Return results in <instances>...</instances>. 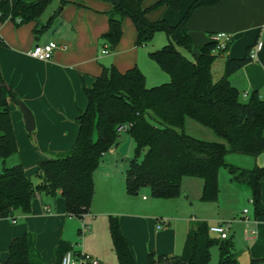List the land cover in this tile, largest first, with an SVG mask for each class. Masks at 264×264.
Wrapping results in <instances>:
<instances>
[{"label":"trees","instance_id":"16d2710c","mask_svg":"<svg viewBox=\"0 0 264 264\" xmlns=\"http://www.w3.org/2000/svg\"><path fill=\"white\" fill-rule=\"evenodd\" d=\"M66 0H61L64 3ZM144 0H115L107 11L108 28L102 33L103 44L114 50L122 36V19L128 17L136 31L135 44L149 42L164 32L167 42L148 52L169 79L147 86L145 75L137 65L119 71L114 65L102 66L91 86L83 85L86 106L76 117L78 126L71 148L53 152L37 164L34 183L22 164L4 166L0 172V216H11L15 210L28 213L34 196L54 197L59 190L69 216L82 218L89 211L94 194V171L103 155L122 140L117 128L127 124L124 132L134 143V155L124 172L129 195L148 188L155 198H176L181 193L184 176L203 179L201 200L216 201L219 193L218 171L225 168L231 180L246 185L256 217L263 214L260 181L264 165L240 167L226 161L229 152L258 155L264 151V96L253 90L245 100L230 83L228 76L251 61L248 47L243 57H228L223 73L212 74L216 57L211 41L194 47L186 29L192 12L201 6H212L220 0H193L175 24L165 18L149 20L146 13L165 5L178 9L181 0H157L148 7ZM51 0H0V22L15 26L34 22ZM17 18L20 21H17ZM4 43L0 37V45ZM179 48L189 51L188 58ZM9 100L18 101L15 91L4 81L0 71V158L5 160L17 151L10 117ZM210 128L223 139L204 140L184 129L186 119ZM110 238L118 264H137L122 234L118 219L108 216ZM208 223L195 222L189 229L182 252L167 257L148 253L145 264H211ZM218 259L214 264H238L232 236L217 238ZM71 244L60 241L55 248L56 260L47 262L35 247V235L25 232L11 239L8 256L0 264H59ZM249 264H264V256L251 258Z\"/></svg>","mask_w":264,"mask_h":264},{"label":"crops","instance_id":"0c3cea01","mask_svg":"<svg viewBox=\"0 0 264 264\" xmlns=\"http://www.w3.org/2000/svg\"><path fill=\"white\" fill-rule=\"evenodd\" d=\"M114 1L66 0L62 3L61 0H52L54 4L44 20L40 17L37 30H34V22L19 26L9 20L0 22V37L4 41L0 45L2 77L18 99L30 108L35 122L34 129L27 131L17 102L9 100L17 151L2 162L4 164L11 158L9 165L22 164L34 183L37 182L35 171L40 160L49 153L65 152L72 146L78 129L76 117L86 106L83 85L91 86L102 66L114 65L123 72L138 65L143 72L137 61L138 49L134 46L136 31L128 17L122 19V36L112 53L110 50L101 53V49L107 47L101 39L108 28L106 13ZM155 1L144 0L143 6L148 7ZM192 1L181 0L178 9L168 6L151 9L146 17L152 21L162 17L175 24ZM186 29L196 48L210 41L212 33L226 32L232 36L224 54L218 55L213 63L212 74L215 66L216 79L222 75L228 57H243L248 47L260 40L262 46L256 57L231 73L228 79L239 91L241 100L245 92L249 95L253 90L264 96V0H220L212 6L198 7L188 18ZM48 40H54L66 48H56L49 60H38L27 54L35 44ZM126 138L124 135L121 143ZM132 144L131 139L129 147ZM118 146L110 150H117ZM249 156L253 159H249L246 167L264 165V151ZM236 164L243 165L239 162ZM110 165L107 161H101L94 171L92 202L82 218L67 214L59 190L54 197L45 194L34 196L28 213L15 210L11 216L0 217V260L7 258L12 238L31 232L35 235L36 249L47 262H55V248L60 241H64L75 250H82L97 258L100 264H114L117 256L109 233V215L117 217L137 264H145L150 252L167 257L180 254L192 222L197 219L190 214L186 201L190 196L199 199L203 179L184 176L181 193L176 198L152 197L146 187L136 195H129L125 189L124 173L115 175ZM223 170L218 171L219 193L217 200L213 201L219 213L210 219L228 221L233 217V206L246 200L250 190L246 185L231 180L226 169ZM260 187L264 206V177ZM139 194L142 199L137 198ZM76 221H80L79 227L81 221L88 226L80 240L74 235ZM98 227L102 228V233L107 230L103 244L93 239ZM231 227L230 222L228 236L233 237ZM245 229L256 230V233L249 239L244 236L247 245L241 250V264H249L251 258L264 256V212L248 222ZM79 232L80 228H77L78 237ZM237 255L239 264V253Z\"/></svg>","mask_w":264,"mask_h":264},{"label":"rangeland","instance_id":"374dc122","mask_svg":"<svg viewBox=\"0 0 264 264\" xmlns=\"http://www.w3.org/2000/svg\"><path fill=\"white\" fill-rule=\"evenodd\" d=\"M53 4H54V2H52V3L50 2L49 5L46 7L45 12L41 16V18L43 20L45 19L46 13L49 11L50 7ZM162 6H165V5H162ZM159 7H161V6H159ZM159 7L153 8L152 10H156ZM166 42H167V38H166L164 32H162V31L156 32L153 35L152 39L144 45H140V46L136 45L135 39H134V46L138 49L137 61L139 63V66H141L144 74L145 75L147 74L146 76H147V86L148 87L166 82L169 78L168 75L165 72H163L159 68L157 63L152 58H150V56L148 55L149 51L161 48ZM179 50L183 54H185L188 58L193 59V56L189 51H187L183 48H179ZM224 52L225 51H222L221 53H219V56L220 55L222 56L224 54ZM111 53H112V51L110 52V54ZM217 64H218V59H217ZM148 65H150V67ZM213 68H214L213 69V77H214V79H216L215 76L217 73V71H216L217 68L215 66ZM163 77H165V78L162 79ZM241 98H242V100L246 99L245 97H242V96H241ZM184 129L186 130V132L188 134L195 136L197 138H200V139L219 140V141L225 142L223 139L216 136V134H214V132H212L211 129L199 124L198 122H196L192 119L186 120ZM123 137H124V134L120 136V139L122 140ZM133 155H134V143L132 145H130L129 150H128V154L126 156H121L117 150H110L109 153L106 152V155L101 159V161H103V162L107 161L109 165L111 164L110 170H113L114 171L113 173H115V175L118 176V175L125 172V169L128 166V160H129V158L133 157ZM225 158H226L227 162L235 164V165L240 166V167L250 168L253 166V165L252 166L250 165V167L245 166V165H247L248 161H250L249 159H253L248 154L229 152L226 154ZM229 158H231V159H229ZM10 159L11 158H9L5 161V163H4L5 166H11L8 163V162H10ZM2 161L3 160L0 158V172H1L2 168L4 167V164ZM235 162L236 163L239 162L240 164H243V165H238ZM223 169H225V168L221 167L219 170L224 171ZM202 189H203V185L201 188V193H200L199 199L197 200L194 197L190 196L186 201V204H187L186 206H187L190 214H194L197 217V219H195V221L192 222L193 224L199 219V220L206 221L208 223V225H212V224L216 223V221H219V220L210 219V218H215V216H217V214L219 213V210H218L217 204L215 202L201 200ZM260 189H261V187H260ZM261 191H262V189H261ZM261 196H262V194H261ZM137 198L142 199L140 194H139V196H137ZM250 198H251V196L249 195L246 198V200H242L241 202H237L232 208L233 217L228 219V221H230L232 223L230 234H233L232 242H233L234 251L236 253H239V264L242 263L241 258L243 256V252L241 250L245 249V247L247 245L244 242L246 224L250 221H253L254 218H256V216L254 214V206H253V203L251 202ZM261 204H262V208H263V212H264L262 197H261ZM245 209H246V212H244ZM76 223L78 225V224H80V221H76ZM77 225H75V227H74V232H75L74 235L77 237V239L80 240V237H78V233H77V228H80V227H79V225L78 226ZM102 232H103L102 228L98 227L96 232H95V236L93 238V239H95V242H100L101 244H103V236L105 235V238H107V230H106V233L105 232L102 233ZM210 237L213 239V243L211 244L210 249H209L210 250V263L213 264V263H216V261L218 259V249H217V245L215 243V240L218 238V236L210 233ZM84 239H86V236H84ZM114 264H117V260H115ZM161 264H165V263H161Z\"/></svg>","mask_w":264,"mask_h":264},{"label":"built area","instance_id":"2783aa9c","mask_svg":"<svg viewBox=\"0 0 264 264\" xmlns=\"http://www.w3.org/2000/svg\"><path fill=\"white\" fill-rule=\"evenodd\" d=\"M19 22L20 19L17 18ZM209 40L215 44L214 52L223 50L229 46L232 41V36L226 32H216L212 33L209 36ZM262 42L257 40L253 46L249 50V57L254 59L256 57L257 51L261 48ZM66 48L65 45H60L54 40H48L42 44H35L30 50H28L27 54L35 59L38 60H49L51 59L53 52L56 48ZM109 49L104 47L101 49V53H108ZM244 97H247L248 94L245 92L243 94ZM128 128L127 124L120 125L117 130L120 133H124ZM246 212V209L244 210ZM1 217V216H0ZM12 222H15V219H12ZM160 227V225H157ZM88 226L81 221L79 237L80 239L83 238L84 230H87ZM230 229V222L229 221H217L216 223L209 225L208 230L211 234L218 236L219 238H227L228 232ZM256 230L247 229L245 230V237L247 239L251 238L255 235ZM59 264H100L99 260L82 250H75L73 247L67 250L61 257Z\"/></svg>","mask_w":264,"mask_h":264},{"label":"water","instance_id":"95a60500","mask_svg":"<svg viewBox=\"0 0 264 264\" xmlns=\"http://www.w3.org/2000/svg\"><path fill=\"white\" fill-rule=\"evenodd\" d=\"M17 105H18V109L20 111V113L22 114L24 123H25V129L27 131H32L34 129L35 126V122H34V115L32 113V111L30 110V108L20 99H18L17 101ZM131 141V137L128 136L126 138V140L121 143L118 146V153L122 156H126L128 153V147Z\"/></svg>","mask_w":264,"mask_h":264}]
</instances>
